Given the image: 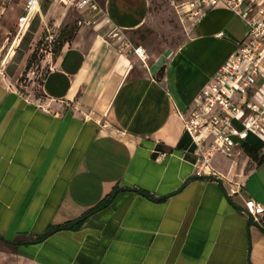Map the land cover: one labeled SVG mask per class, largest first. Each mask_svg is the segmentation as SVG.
I'll list each match as a JSON object with an SVG mask.
<instances>
[{
	"label": "crops",
	"instance_id": "crops-1",
	"mask_svg": "<svg viewBox=\"0 0 264 264\" xmlns=\"http://www.w3.org/2000/svg\"><path fill=\"white\" fill-rule=\"evenodd\" d=\"M183 1L97 0L92 13L60 0L77 28L41 97L18 92L0 68V264H264V227L241 213L247 200L264 206V162L238 149L214 156L216 178L196 177L177 116L248 28L220 4L190 24ZM37 3L43 21L68 19L58 0L46 12ZM115 191L80 229L32 244Z\"/></svg>",
	"mask_w": 264,
	"mask_h": 264
},
{
	"label": "built area",
	"instance_id": "built-area-1",
	"mask_svg": "<svg viewBox=\"0 0 264 264\" xmlns=\"http://www.w3.org/2000/svg\"><path fill=\"white\" fill-rule=\"evenodd\" d=\"M70 1L77 11H100L97 0ZM217 4L245 23L246 39L201 90L190 112L177 113L194 146V174L207 178L217 177L210 166L214 156L232 158L235 151L244 146L253 148L251 137L264 149V0H187L179 7L197 22ZM37 9V0H28L25 15L19 19V28L27 29ZM119 33L113 29L109 38H117ZM124 47L129 46L125 43ZM133 53L140 60L144 58L141 48L133 49ZM241 213L264 227V206L247 200Z\"/></svg>",
	"mask_w": 264,
	"mask_h": 264
},
{
	"label": "rangeland",
	"instance_id": "rangeland-1",
	"mask_svg": "<svg viewBox=\"0 0 264 264\" xmlns=\"http://www.w3.org/2000/svg\"><path fill=\"white\" fill-rule=\"evenodd\" d=\"M27 1L0 0V68L6 66L15 74L14 83L18 92L24 95L32 92L39 99V87L51 59L70 41L77 28V13L72 6H63L58 0V6L67 9V20L62 21L61 18L57 24L53 18L43 21L38 15H33L35 17L27 29H21L19 18L25 15ZM50 4V0H41L44 12ZM177 8L183 12L180 7ZM183 13L189 20L187 13ZM195 23L190 20V24Z\"/></svg>",
	"mask_w": 264,
	"mask_h": 264
},
{
	"label": "trees",
	"instance_id": "trees-1",
	"mask_svg": "<svg viewBox=\"0 0 264 264\" xmlns=\"http://www.w3.org/2000/svg\"><path fill=\"white\" fill-rule=\"evenodd\" d=\"M73 35H74V33H73ZM71 39H72V37H71ZM243 149L248 155L251 156V159L254 162H257V163L264 162V152L260 153L259 151L255 150V149H253L251 147H247V146H244ZM116 194H117V191L113 192L108 197L106 202H102L99 206H96L95 208H93L92 210L88 211L87 213H85L83 216H81L80 218H78L75 221H72V222L64 224L63 226H59V227L51 229V231H49L44 236H41L38 239H36L32 244L42 243L43 241H45L51 235V233H54V232H58V231H75V230L80 229L90 216H92L94 213L104 209L110 203V201L115 197ZM9 244H12V243H9ZM13 245H16V244H13Z\"/></svg>",
	"mask_w": 264,
	"mask_h": 264
},
{
	"label": "water",
	"instance_id": "water-1",
	"mask_svg": "<svg viewBox=\"0 0 264 264\" xmlns=\"http://www.w3.org/2000/svg\"><path fill=\"white\" fill-rule=\"evenodd\" d=\"M248 223L255 224V223L252 222V220L250 218L248 219ZM255 225H257V224H255Z\"/></svg>",
	"mask_w": 264,
	"mask_h": 264
}]
</instances>
